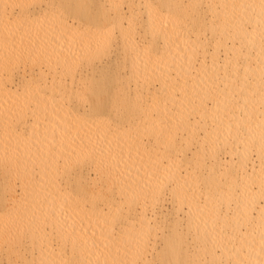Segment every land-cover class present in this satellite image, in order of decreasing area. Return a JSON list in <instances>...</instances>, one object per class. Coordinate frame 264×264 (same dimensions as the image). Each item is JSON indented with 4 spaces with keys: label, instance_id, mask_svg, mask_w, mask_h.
I'll return each instance as SVG.
<instances>
[{
    "label": "bare ground",
    "instance_id": "bare-ground-1",
    "mask_svg": "<svg viewBox=\"0 0 264 264\" xmlns=\"http://www.w3.org/2000/svg\"><path fill=\"white\" fill-rule=\"evenodd\" d=\"M0 264H264V0H0Z\"/></svg>",
    "mask_w": 264,
    "mask_h": 264
},
{
    "label": "rangeland",
    "instance_id": "rangeland-1",
    "mask_svg": "<svg viewBox=\"0 0 264 264\" xmlns=\"http://www.w3.org/2000/svg\"><path fill=\"white\" fill-rule=\"evenodd\" d=\"M167 207H168V203L166 204V209H169L170 208V206L168 208Z\"/></svg>",
    "mask_w": 264,
    "mask_h": 264
}]
</instances>
